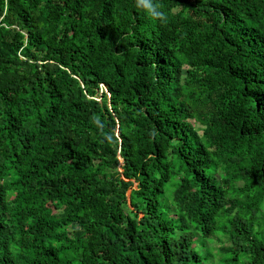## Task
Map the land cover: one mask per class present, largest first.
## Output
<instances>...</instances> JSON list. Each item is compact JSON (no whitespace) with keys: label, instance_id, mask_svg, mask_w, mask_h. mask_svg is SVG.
Segmentation results:
<instances>
[{"label":"trees","instance_id":"1","mask_svg":"<svg viewBox=\"0 0 264 264\" xmlns=\"http://www.w3.org/2000/svg\"><path fill=\"white\" fill-rule=\"evenodd\" d=\"M0 264H264V0H0Z\"/></svg>","mask_w":264,"mask_h":264},{"label":"clouds","instance_id":"2","mask_svg":"<svg viewBox=\"0 0 264 264\" xmlns=\"http://www.w3.org/2000/svg\"><path fill=\"white\" fill-rule=\"evenodd\" d=\"M155 7L157 8V11L152 13L153 18H159L162 21H166V15L162 11L158 10L160 6L156 5Z\"/></svg>","mask_w":264,"mask_h":264},{"label":"rangeland","instance_id":"3","mask_svg":"<svg viewBox=\"0 0 264 264\" xmlns=\"http://www.w3.org/2000/svg\"><path fill=\"white\" fill-rule=\"evenodd\" d=\"M206 245H207L208 247L216 248V247L219 246V243H217L215 240H212V241H210V242H207Z\"/></svg>","mask_w":264,"mask_h":264}]
</instances>
